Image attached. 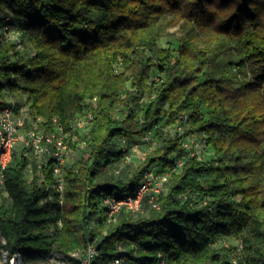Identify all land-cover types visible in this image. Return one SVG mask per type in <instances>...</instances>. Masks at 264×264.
<instances>
[{
	"label": "trees",
	"instance_id": "obj_1",
	"mask_svg": "<svg viewBox=\"0 0 264 264\" xmlns=\"http://www.w3.org/2000/svg\"><path fill=\"white\" fill-rule=\"evenodd\" d=\"M4 27L23 49L0 38V108L19 98L26 131L84 143L62 167L61 202L52 161L13 149L0 184L8 260L78 264L71 253L93 245L91 264H264V0H0ZM148 134L157 144L127 177L109 171L119 139ZM192 134L210 154L186 152ZM148 168L167 173L158 207L145 197L109 215L103 198L133 193Z\"/></svg>",
	"mask_w": 264,
	"mask_h": 264
},
{
	"label": "built area",
	"instance_id": "obj_2",
	"mask_svg": "<svg viewBox=\"0 0 264 264\" xmlns=\"http://www.w3.org/2000/svg\"><path fill=\"white\" fill-rule=\"evenodd\" d=\"M5 30L2 32L0 28V38L7 37L16 43V47L20 50L23 49V45L20 42L19 32L16 30ZM35 54L31 51V55ZM26 106L16 108L12 104H6L0 108V184L4 180V169L11 159V155L15 144L19 139L20 129L24 124V117L26 114ZM186 116L182 115L181 118L174 124L173 131L181 133L183 131V124L181 121L185 120ZM78 127L85 126L83 119L76 120ZM83 124V125H82ZM59 132H40L35 130H29L26 132L24 144L31 147L43 160L50 159L52 165V177L53 188L58 193L59 201H62L63 189H64V176L63 165L65 164V157L68 153V147L63 140L65 133L58 128ZM147 135L143 138L146 139ZM84 145V143H82ZM202 145L204 140L198 138L196 135L187 136L182 146L189 155L200 156L202 151ZM179 167L182 164V160L177 159L176 162ZM167 180V173L158 172L155 168L145 169L142 173L141 181L137 189L128 195L121 197L105 196L103 203L106 206L109 215L115 214L119 209L126 208L132 211L139 210L141 201L147 197V201L153 207H158L156 201L157 195L162 191L165 181ZM216 245H227L226 241H216ZM96 255V249L93 245H89L83 254L79 252L71 253L72 257L79 259L78 264H91L93 257ZM53 257L63 260L62 256L54 253ZM11 264H17V257L14 256L11 259ZM64 261V260H63ZM67 264H73L68 263ZM120 261L115 259L113 264H119ZM76 264V263H74ZM231 264H237L235 257H232Z\"/></svg>",
	"mask_w": 264,
	"mask_h": 264
},
{
	"label": "rangeland",
	"instance_id": "obj_3",
	"mask_svg": "<svg viewBox=\"0 0 264 264\" xmlns=\"http://www.w3.org/2000/svg\"><path fill=\"white\" fill-rule=\"evenodd\" d=\"M170 35H168L167 38L163 39L162 42H160L162 45H168V43L172 44L175 42L176 38L179 35L177 27H171L169 29ZM19 100V98L16 97H8L9 102ZM16 103V102H15ZM83 125V124H82ZM83 128V126H81ZM26 129L27 127H23L20 129L19 133V139L17 143L15 144L14 151L16 153H19L22 149V145L24 144V139L26 136ZM77 138V137H75ZM75 138H72L73 140ZM83 143V142H82ZM82 143L76 144V147L70 146L68 143H66L68 147V153L65 157V165H69L72 161L76 160L79 156L83 154V147L84 145ZM157 144V139L152 136V134H148L146 139L139 138L138 140L126 143L122 139H119L117 141V146L121 149H123L125 152V155L123 156L122 160L115 163L113 166L108 167L110 172H113V170H116V172L120 171L121 176L127 177L131 171L135 168L137 163L140 160H143L145 157V154L150 151L154 147V145ZM204 151V145H202V151L200 152V155L202 156V152ZM32 153V152H31ZM204 153L207 155L210 154V151L205 150ZM28 177H30V171H27ZM234 244L233 240H228ZM235 244H237L235 242ZM11 259V258H10ZM8 260L6 257V254L3 250L0 251V264H11V260ZM23 264V263H22ZM30 264H67L66 261L60 260L58 258H55L53 256H49L44 261L38 262V263H30Z\"/></svg>",
	"mask_w": 264,
	"mask_h": 264
},
{
	"label": "crops",
	"instance_id": "obj_4",
	"mask_svg": "<svg viewBox=\"0 0 264 264\" xmlns=\"http://www.w3.org/2000/svg\"><path fill=\"white\" fill-rule=\"evenodd\" d=\"M35 157H36V158H35ZM33 158H34V159H33L34 162L41 161V157H40V156H38V157H37V156H33Z\"/></svg>",
	"mask_w": 264,
	"mask_h": 264
},
{
	"label": "water",
	"instance_id": "obj_5",
	"mask_svg": "<svg viewBox=\"0 0 264 264\" xmlns=\"http://www.w3.org/2000/svg\"><path fill=\"white\" fill-rule=\"evenodd\" d=\"M17 264H22L21 259L19 257H17Z\"/></svg>",
	"mask_w": 264,
	"mask_h": 264
}]
</instances>
